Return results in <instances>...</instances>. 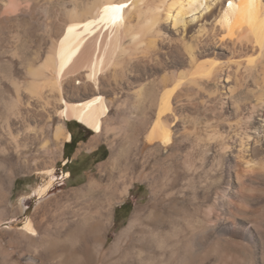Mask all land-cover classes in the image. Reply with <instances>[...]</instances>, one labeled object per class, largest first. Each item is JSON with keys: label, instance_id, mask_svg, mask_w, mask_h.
I'll return each instance as SVG.
<instances>
[{"label": "bare ground", "instance_id": "6f19581e", "mask_svg": "<svg viewBox=\"0 0 264 264\" xmlns=\"http://www.w3.org/2000/svg\"><path fill=\"white\" fill-rule=\"evenodd\" d=\"M60 1L0 0V125L12 131L17 118L34 130L41 147L24 163L46 179L36 194L55 187L51 154L73 140L65 122L75 120L93 132L86 150L105 143L112 154L99 166L109 176L105 205L84 217L98 252L113 208L142 183L150 201L116 238V254L132 236L161 251L162 264H264V204L245 195L264 182V0ZM209 84L208 105L234 121L196 137L185 126L196 107L184 92ZM125 96L135 98L129 118L120 116ZM29 141L11 142L17 155L32 151ZM24 229L37 235L32 220ZM55 233L44 250L60 256L64 235Z\"/></svg>", "mask_w": 264, "mask_h": 264}, {"label": "rangeland", "instance_id": "374dc122", "mask_svg": "<svg viewBox=\"0 0 264 264\" xmlns=\"http://www.w3.org/2000/svg\"><path fill=\"white\" fill-rule=\"evenodd\" d=\"M73 1L75 0H61L56 6L62 8ZM34 31L29 32L30 37L27 39L28 47L31 50L33 48L35 50L37 46L34 42ZM0 67H2L1 62ZM23 77L24 74L22 73L21 78ZM214 89V85L209 84L194 87L184 92L185 96L189 97L195 105L194 107H196V110L189 113V117L185 119L187 124L185 126L186 129H189L188 131H193V128H196V132L198 133L196 137L202 136L203 138L206 133L212 134L213 131L220 130V125L224 121H234L227 110L221 111L218 106H215L218 109H214V106L208 105V96ZM6 95L7 97L4 96L7 100L9 99V95ZM125 97L124 100L128 99V101L126 100L127 106L122 112L123 114L121 115L120 113V116L129 118L132 115V111L129 109L135 103V98L131 96ZM115 113L116 111L114 110L112 115ZM31 114L29 113L28 116L33 115V118L34 114ZM188 119L194 122H187L189 121ZM11 121L14 124L12 131H9L6 126L4 128L3 123L0 125V142L5 144L4 146L7 148L5 153L0 152V264H87L88 260L91 261V264H140V262H148L147 264H150L149 257H153L152 261L154 260V263L152 264H162L163 254H161V251L158 249L152 250L146 247V245H133L132 236L126 238L120 244L118 251L116 250L117 254L112 249L116 238L129 225L137 206L145 205L150 201L151 192L147 184L135 183L131 189V193L115 205L110 217V224L105 225L106 229H103V232H105L103 233L105 244L99 252L94 248L100 242L98 243L91 238L90 229L93 220L85 222L84 217L86 213H93L95 212L94 210L102 209L105 205L104 197L109 191V176L106 171H100L99 166L109 161L112 157L111 150L107 144L99 143L93 150H86L83 145L91 142L93 132L75 120L66 121V128L72 134V138L78 142L76 145H71L73 140L70 143H65L57 151V155L53 156L51 154L52 159L50 160H52L57 179L55 187L48 194L40 198L36 194V190L46 183V179L43 176H39L32 169L35 165L30 164V169H28L24 162L39 152L41 144L38 143L39 141L36 142L32 128V131L31 129L27 130L28 128H23V125H19L21 121L17 118H13ZM17 121L18 123H16ZM53 121L51 135L49 136L51 152L53 150L52 134L57 126L62 123L58 118ZM218 122L221 123L218 124ZM191 124H196V127ZM117 126H122L121 120L117 121ZM1 127L3 130H1ZM194 137L195 135H193L192 141L195 140ZM15 140L19 144L26 140H31L29 142L33 145L32 153L17 155L15 146L11 143ZM24 159L27 160L25 161ZM8 160L11 161L9 162ZM46 160L44 161L47 162ZM64 161H67V163ZM210 162H212V159L207 164V169L212 167ZM67 174L70 175L68 178H66ZM209 176L211 175H203L202 180L205 181L206 177L209 178ZM245 195L255 205H263L264 182L258 181L254 185L253 190L245 192ZM57 207L61 212L58 211V214H60L57 217L58 220L56 219L55 221L54 216L56 213L54 211L56 212L55 209L58 210ZM82 217L84 221H82ZM28 220L33 221L37 235L34 236L25 231L24 226ZM57 229H60L64 235H62L61 240L65 246L60 256L52 255L49 251L46 252L44 250L46 245L54 244L55 237H57L55 233ZM87 248L91 254H89ZM83 252L85 256L82 254Z\"/></svg>", "mask_w": 264, "mask_h": 264}, {"label": "trees", "instance_id": "16d2710c", "mask_svg": "<svg viewBox=\"0 0 264 264\" xmlns=\"http://www.w3.org/2000/svg\"><path fill=\"white\" fill-rule=\"evenodd\" d=\"M77 140L73 139V141L71 142V145H76L77 144Z\"/></svg>", "mask_w": 264, "mask_h": 264}, {"label": "snow or ice", "instance_id": "6c2138e0", "mask_svg": "<svg viewBox=\"0 0 264 264\" xmlns=\"http://www.w3.org/2000/svg\"><path fill=\"white\" fill-rule=\"evenodd\" d=\"M120 7H123V5H120Z\"/></svg>", "mask_w": 264, "mask_h": 264}, {"label": "crops", "instance_id": "0c3cea01", "mask_svg": "<svg viewBox=\"0 0 264 264\" xmlns=\"http://www.w3.org/2000/svg\"><path fill=\"white\" fill-rule=\"evenodd\" d=\"M70 143V142H69Z\"/></svg>", "mask_w": 264, "mask_h": 264}]
</instances>
